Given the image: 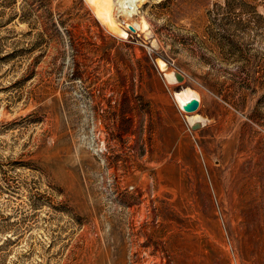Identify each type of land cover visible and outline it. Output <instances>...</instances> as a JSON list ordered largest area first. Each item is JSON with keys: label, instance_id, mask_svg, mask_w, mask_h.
<instances>
[{"label": "rangeland", "instance_id": "rangeland-1", "mask_svg": "<svg viewBox=\"0 0 264 264\" xmlns=\"http://www.w3.org/2000/svg\"><path fill=\"white\" fill-rule=\"evenodd\" d=\"M108 2L0 0V264H264V0Z\"/></svg>", "mask_w": 264, "mask_h": 264}, {"label": "bare ground", "instance_id": "bare-ground-1", "mask_svg": "<svg viewBox=\"0 0 264 264\" xmlns=\"http://www.w3.org/2000/svg\"><path fill=\"white\" fill-rule=\"evenodd\" d=\"M89 1L96 6L97 15L103 16V19L106 22H110L112 25L114 20L111 17V12H110L111 5L108 2V0H89ZM136 1L137 0H113V4L117 7L119 12L126 15H130L135 9ZM126 26H131V24H127ZM164 66L165 64L161 63V68ZM174 99L180 109L189 112V111H193L196 108L197 104L195 108H191L190 106L193 103V101L197 102L198 95L193 90L186 88V89H182L179 92L174 93ZM190 119L193 118L190 117Z\"/></svg>", "mask_w": 264, "mask_h": 264}, {"label": "water", "instance_id": "water-1", "mask_svg": "<svg viewBox=\"0 0 264 264\" xmlns=\"http://www.w3.org/2000/svg\"><path fill=\"white\" fill-rule=\"evenodd\" d=\"M129 27H131V26H129ZM196 104H197V102L193 101V103L191 104L190 107H191V108H195Z\"/></svg>", "mask_w": 264, "mask_h": 264}]
</instances>
